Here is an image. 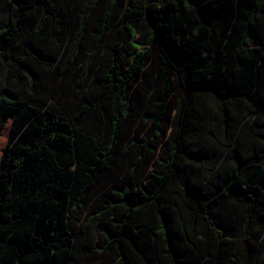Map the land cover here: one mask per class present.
<instances>
[{"label": "trees", "instance_id": "16d2710c", "mask_svg": "<svg viewBox=\"0 0 264 264\" xmlns=\"http://www.w3.org/2000/svg\"><path fill=\"white\" fill-rule=\"evenodd\" d=\"M0 59V264H264V0H0Z\"/></svg>", "mask_w": 264, "mask_h": 264}, {"label": "rangeland", "instance_id": "374dc122", "mask_svg": "<svg viewBox=\"0 0 264 264\" xmlns=\"http://www.w3.org/2000/svg\"><path fill=\"white\" fill-rule=\"evenodd\" d=\"M5 72L6 66L3 60L0 59V94L3 93V88L5 84ZM78 88L77 79H72L68 82L66 86H64V91L66 92V96L70 99L74 97L75 91Z\"/></svg>", "mask_w": 264, "mask_h": 264}]
</instances>
